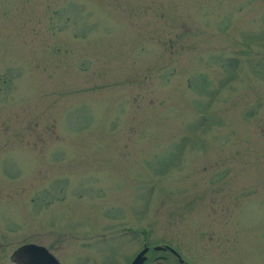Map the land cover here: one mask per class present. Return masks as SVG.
Returning a JSON list of instances; mask_svg holds the SVG:
<instances>
[{"label":"rangeland","instance_id":"rangeland-1","mask_svg":"<svg viewBox=\"0 0 264 264\" xmlns=\"http://www.w3.org/2000/svg\"><path fill=\"white\" fill-rule=\"evenodd\" d=\"M27 242L264 262V0H0V264Z\"/></svg>","mask_w":264,"mask_h":264},{"label":"water","instance_id":"water-1","mask_svg":"<svg viewBox=\"0 0 264 264\" xmlns=\"http://www.w3.org/2000/svg\"><path fill=\"white\" fill-rule=\"evenodd\" d=\"M159 248H169L167 246H155V249ZM171 250V248H169ZM147 247H141L140 250L134 255L133 258H131V261L129 264H142L145 259L144 255L147 251ZM20 253L21 255H25L26 259L24 260V264H60L58 261L51 255L46 247H42L39 244H30L23 243V245L18 247V249L14 250L13 253Z\"/></svg>","mask_w":264,"mask_h":264},{"label":"flooded vegetation","instance_id":"flooded-vegetation-1","mask_svg":"<svg viewBox=\"0 0 264 264\" xmlns=\"http://www.w3.org/2000/svg\"><path fill=\"white\" fill-rule=\"evenodd\" d=\"M230 239V238H229ZM228 238L227 239H223L224 240V242L225 243H227V241L229 240ZM231 239L232 240H230L231 242H229V244L230 245H233L234 243H235V241H236V238H235V235L233 234V237H231ZM236 245V244H235ZM170 248H172V247H170ZM225 248H226V250H225ZM228 248H229V245L228 244H226V246L224 247V253L228 250ZM173 249V248H172ZM149 250V249H148ZM148 250L146 251V252H148ZM155 250H157L158 252H163V253H166V252H168V254L170 255V256H168L169 258H170V260H172V261H174V263L175 264H191V263H188V261H186V262H184V260L181 258V257H179V255H178V253H177V250H170L169 248H165V249H163V248H159V249H155ZM13 255H16V257L18 256H21L22 258H23V260H22V262H23V264H24V260L26 259V257H25V255H21L20 253H18V252H16V253H13ZM156 258H158V259H161V258H166V257H163V256H160V254H158L157 256H156ZM156 258H154L155 260H156ZM230 262V264H240V263H237V260H235L234 258H231V260L229 261ZM144 263H145V261H144ZM144 263H142V264H144ZM173 263V264H174ZM248 264H253V263H248ZM258 264H264V262H258Z\"/></svg>","mask_w":264,"mask_h":264}]
</instances>
